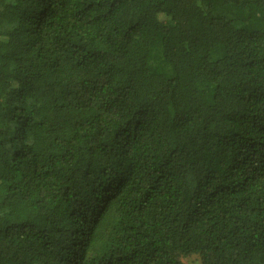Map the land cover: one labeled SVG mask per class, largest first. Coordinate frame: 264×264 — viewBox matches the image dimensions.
Instances as JSON below:
<instances>
[{"label": "trees", "instance_id": "obj_1", "mask_svg": "<svg viewBox=\"0 0 264 264\" xmlns=\"http://www.w3.org/2000/svg\"><path fill=\"white\" fill-rule=\"evenodd\" d=\"M264 264V0H0V264Z\"/></svg>", "mask_w": 264, "mask_h": 264}, {"label": "rangeland", "instance_id": "obj_2", "mask_svg": "<svg viewBox=\"0 0 264 264\" xmlns=\"http://www.w3.org/2000/svg\"><path fill=\"white\" fill-rule=\"evenodd\" d=\"M198 257L197 256H191V257H187L184 258V261L188 262L189 264H198Z\"/></svg>", "mask_w": 264, "mask_h": 264}]
</instances>
